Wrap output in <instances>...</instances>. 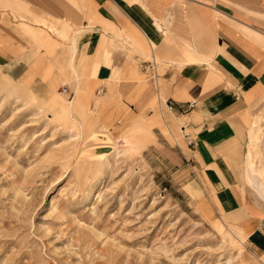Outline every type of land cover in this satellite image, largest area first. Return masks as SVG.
<instances>
[{"label":"crops","instance_id":"crops-1","mask_svg":"<svg viewBox=\"0 0 264 264\" xmlns=\"http://www.w3.org/2000/svg\"><path fill=\"white\" fill-rule=\"evenodd\" d=\"M0 71L25 87L56 83L69 98L78 85L88 111L98 99L94 125L134 120L120 95H154L182 133L163 157L264 254V196L247 159L252 149L264 170V0H0ZM257 117L262 140L250 148Z\"/></svg>","mask_w":264,"mask_h":264},{"label":"rangeland","instance_id":"rangeland-1","mask_svg":"<svg viewBox=\"0 0 264 264\" xmlns=\"http://www.w3.org/2000/svg\"><path fill=\"white\" fill-rule=\"evenodd\" d=\"M141 71L138 92L149 82ZM4 75L0 264H264V254L205 210L199 186L163 157L161 145L182 133L165 126L154 95H120L142 123L94 125L98 102L92 112L82 99L71 110L56 83L23 87ZM93 131L99 135L87 136ZM102 140L120 152L94 154Z\"/></svg>","mask_w":264,"mask_h":264},{"label":"bare ground","instance_id":"bare-ground-1","mask_svg":"<svg viewBox=\"0 0 264 264\" xmlns=\"http://www.w3.org/2000/svg\"><path fill=\"white\" fill-rule=\"evenodd\" d=\"M77 42V41H76ZM71 62V61H70ZM70 65V64H69ZM77 66H78V64H77ZM70 67V66H69ZM71 68V67H70ZM75 68H77L76 66H75ZM71 72V71H70ZM78 72H80L79 70H78ZM72 73H73V71H72ZM4 75V74H3ZM75 75V74H74ZM5 76V75H4ZM78 76H80L79 75V73H78ZM80 78V77H79ZM10 81L12 80L11 78L9 79ZM12 81H14V80H12ZM82 82V81H81ZM15 83V82H14ZM21 86H23V84H21L20 82H18ZM80 83V82H79ZM76 84V83H75ZM18 86V85H17ZM77 87H76V90L74 91V95L72 96V98H69L68 99V101H67V106H68V108L69 109H73V107H74V104H77L78 103V101L79 100H81L82 98H81V93H82V89H80V88H78V85H76ZM24 87V86H23ZM14 88V87H13ZM17 89V88H16ZM19 90V89H18ZM10 91H12V89H10ZM20 91V90H19ZM28 97H30V96H28ZM31 98V97H30ZM97 100L98 99H96L95 100V102L94 103H97ZM85 103V102H84ZM84 107H85V109H87L86 108V106L84 105ZM92 110L93 109H91V110H89V111H91L92 112ZM86 112H84L83 113V117H84V119H85V114ZM73 120H74V118H73V116L71 115L70 116ZM143 117V116H142ZM142 119V118H141ZM140 119V120H141ZM262 119V118H261ZM76 120V119H75ZM74 120V121H75ZM139 120V118H138V116L132 121V122H141ZM77 122H78V125H79V127L81 126H83V123L84 122H82V121H78V120H76ZM142 123V122H141ZM163 123L166 125V123L164 122V119H163ZM140 123H138L137 124V126L139 125ZM143 126H145V125H143ZM167 126V125H166ZM138 128V127H137ZM146 128V132H147V134L148 135H146L147 137H152L153 136V134H152V132H151V130H150V128L147 126V127H145ZM167 128H169L170 129V127L169 126H167ZM139 129V128H138ZM140 129H143V128H140ZM137 130V129H136ZM99 131V130H98ZM101 131V130H100ZM138 131V130H137ZM81 134L83 133V130H80L79 131ZM92 133V135H99V133H97V131L95 132V131H93V132H90L87 136H89L90 134ZM100 133H102V134H105V135H108L107 134V131H106V129H104V131L102 130ZM139 133H141V134H143L142 132H139ZM139 133H138V135H139ZM262 133H263V125H260L259 124V122H254V124L252 125V127H251V129H250V131H249V138H250V145H249V147L251 148V146L254 144H258L259 142H260V139H261V135H262ZM101 135V134H100ZM136 135H137V133H136ZM263 135H264V133H263ZM138 137V136H137ZM101 139H103V138H101ZM124 139L126 140V137H124ZM150 139V138H149ZM154 139V138H153ZM124 140V141H125ZM152 140V139H151ZM262 140V139H261ZM99 143H100V146L102 147V146H111V145H107V141L106 140H102V141H98ZM126 142V141H125ZM143 144L145 143V142H142ZM147 143V142H146ZM145 143V144H146ZM151 143V142H150ZM144 144V145H145ZM248 144H249V142H248ZM261 144V143H260ZM256 146V145H255ZM124 148V147H123ZM120 148H118L116 145H114L113 146V149L111 150V151H109V153L108 154H106V155H103V159H105V158H107V156L108 155H110V154H118L119 152H120ZM124 150H126V149H124ZM123 150V151H124ZM251 150L252 149H249L248 150V174H249V180L250 181H252V182H254L255 183V187L257 188V190H258V192H259V194H261L262 196H264V170H262L261 171V169H259V167H257V165H256V161L255 160H253L252 159V153H251ZM254 151V150H253ZM254 153V152H253ZM259 154V153H258ZM119 156V155H118ZM255 156V155H254ZM254 158V157H253ZM261 158V157H260ZM258 162V161H257ZM258 164V163H257ZM263 169V168H262ZM93 193H94V191H93ZM257 196H259V195H257ZM88 199V198H87ZM233 228V230L234 229H236V235H237V237H238V239L239 240H241V239H244L245 238V236H244V234L241 232V230L237 227V226H233L232 227ZM232 228H230L229 229V231H231V229ZM232 234V233H231ZM233 235V234H232ZM236 238V237H235ZM239 250L242 252V249H241V247H239ZM261 261V260H260Z\"/></svg>","mask_w":264,"mask_h":264},{"label":"built area","instance_id":"built-area-1","mask_svg":"<svg viewBox=\"0 0 264 264\" xmlns=\"http://www.w3.org/2000/svg\"><path fill=\"white\" fill-rule=\"evenodd\" d=\"M154 61H148V62H144L142 65H141V68L142 69H146L147 67L148 68H153L154 67ZM66 91V88L65 87H62V92H65Z\"/></svg>","mask_w":264,"mask_h":264},{"label":"water","instance_id":"water-1","mask_svg":"<svg viewBox=\"0 0 264 264\" xmlns=\"http://www.w3.org/2000/svg\"><path fill=\"white\" fill-rule=\"evenodd\" d=\"M110 147L109 146H102V147H99V148H93L92 149V152L95 154V153H100V152H108L110 151Z\"/></svg>","mask_w":264,"mask_h":264}]
</instances>
